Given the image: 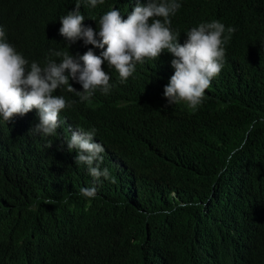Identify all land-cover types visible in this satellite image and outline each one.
I'll use <instances>...</instances> for the list:
<instances>
[{"label":"trees","instance_id":"16d2710c","mask_svg":"<svg viewBox=\"0 0 264 264\" xmlns=\"http://www.w3.org/2000/svg\"><path fill=\"white\" fill-rule=\"evenodd\" d=\"M223 1L235 32L196 109L168 104L175 69L165 50L137 62L124 82L105 61L107 95L96 90L81 102L58 88L53 95L70 107L55 134L30 132L36 109L9 122L0 116V264H264V0ZM75 2L0 0V28L29 66L59 63L50 50L100 55L83 40L68 47L59 34L55 20ZM108 7L80 8L84 26L98 33ZM208 15L205 0H186L170 17L179 43L186 24ZM92 128L110 174L98 182L66 143ZM93 186L94 198L80 194Z\"/></svg>","mask_w":264,"mask_h":264},{"label":"clouds","instance_id":"9594fccd","mask_svg":"<svg viewBox=\"0 0 264 264\" xmlns=\"http://www.w3.org/2000/svg\"><path fill=\"white\" fill-rule=\"evenodd\" d=\"M186 0H76L75 9L60 15L59 34L68 41V47L78 40L85 45L104 49L100 55L90 48L83 55L75 56L65 51L50 50L57 63L48 60L41 67L16 51L5 39L0 28V116L10 121L14 116H23L33 109L37 110L39 123L30 132L49 136L60 127V112L70 107L61 95H53L61 86L74 92L81 102L90 101L96 90L107 95L110 92V75L103 70L107 61L109 68L115 69L121 82L126 81L136 70L137 62L145 58L155 59L167 50L174 57L171 66L175 69L165 86L164 96L169 105L184 103L196 109L202 103L206 89L222 70L225 58V44L230 40L234 27H227L233 21L228 15L223 0H205L209 15L186 24V41L179 43V35L171 29V16L182 10ZM108 4L98 21V33L91 26H84V15L80 8L89 4ZM147 4V5H146ZM220 18V22L216 18ZM228 21V22H227ZM97 36L99 38H97ZM106 47V48H105ZM66 70L68 74L66 75ZM75 80L82 85L77 91L69 83ZM96 129L72 131L66 140L68 150H76L77 165H87L89 175L95 181L101 177L110 178L109 170H101L100 164L106 162L107 149L100 141L94 140ZM48 147H51L49 145ZM106 150V151H105ZM97 188L84 187L80 194L94 198ZM48 203H55L48 200ZM223 264H242L241 260Z\"/></svg>","mask_w":264,"mask_h":264}]
</instances>
